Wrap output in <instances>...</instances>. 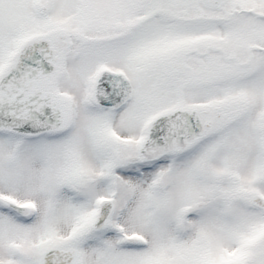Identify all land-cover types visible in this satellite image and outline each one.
<instances>
[{
  "label": "snow or ice",
  "instance_id": "snow-or-ice-1",
  "mask_svg": "<svg viewBox=\"0 0 264 264\" xmlns=\"http://www.w3.org/2000/svg\"><path fill=\"white\" fill-rule=\"evenodd\" d=\"M0 264H264V0H0Z\"/></svg>",
  "mask_w": 264,
  "mask_h": 264
}]
</instances>
